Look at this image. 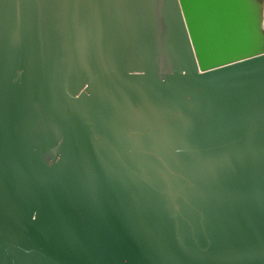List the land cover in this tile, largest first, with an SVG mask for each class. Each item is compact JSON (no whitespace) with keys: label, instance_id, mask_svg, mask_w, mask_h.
<instances>
[{"label":"water","instance_id":"water-1","mask_svg":"<svg viewBox=\"0 0 264 264\" xmlns=\"http://www.w3.org/2000/svg\"><path fill=\"white\" fill-rule=\"evenodd\" d=\"M0 264H264V0H0Z\"/></svg>","mask_w":264,"mask_h":264},{"label":"snow or ice","instance_id":"snow-or-ice-1","mask_svg":"<svg viewBox=\"0 0 264 264\" xmlns=\"http://www.w3.org/2000/svg\"><path fill=\"white\" fill-rule=\"evenodd\" d=\"M33 219H35V217H33Z\"/></svg>","mask_w":264,"mask_h":264}]
</instances>
